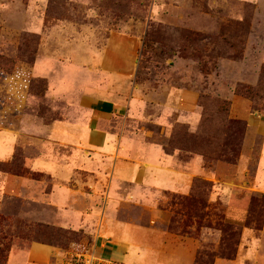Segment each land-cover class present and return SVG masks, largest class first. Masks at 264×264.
Here are the masks:
<instances>
[{"label":"rangeland","instance_id":"obj_1","mask_svg":"<svg viewBox=\"0 0 264 264\" xmlns=\"http://www.w3.org/2000/svg\"><path fill=\"white\" fill-rule=\"evenodd\" d=\"M62 78L69 92L72 83L97 81L133 92L132 110L105 126L120 135L125 160L157 151L186 174L188 188L120 182L105 223L95 213L62 227L0 187L3 264H70L88 252L128 264L137 255L121 224L152 228L140 236V264L168 263L177 242L185 264L200 252L214 254L212 264H264L254 261L264 253V207L260 229L245 224L252 198L264 194V0H0V131L69 117L64 99L50 95V81ZM31 152L15 144L0 174L49 184L23 164ZM196 179L211 183L206 205L192 203ZM223 222L241 227L232 259L218 253ZM34 244L51 252L36 261L27 256Z\"/></svg>","mask_w":264,"mask_h":264},{"label":"crops","instance_id":"obj_2","mask_svg":"<svg viewBox=\"0 0 264 264\" xmlns=\"http://www.w3.org/2000/svg\"><path fill=\"white\" fill-rule=\"evenodd\" d=\"M62 79L65 82L50 81V95L64 99L69 105V117L20 131H0V160L10 159L15 144L25 143L33 152L24 157L23 164L30 171L48 175L50 183L1 173L2 191L7 189L32 201L40 208L34 212L38 219H55L62 227H78L94 218L95 213H100L96 215L100 224L106 222L104 212L114 209L119 202L115 195L120 182L140 181L155 188L187 190L186 174L170 169L167 156L158 158L161 154L156 151L148 153L145 161L129 156V160H125L126 148L122 146L120 135L105 126L103 120L107 117L118 118L119 113L132 110L135 105L133 92L123 95L119 88L99 81L72 83L73 91L69 92L65 88L67 80ZM102 93L108 96H100ZM153 158L156 161H148ZM121 225L125 226L128 245L137 255L125 260L128 264H140L146 258V248L138 252L141 250L140 236L151 234L152 228ZM114 249L119 250L118 246ZM182 251L183 244L177 242L174 256L165 264H185ZM48 252H51L48 246L34 244L27 256L39 261ZM258 254L254 261L264 262V253Z\"/></svg>","mask_w":264,"mask_h":264},{"label":"trees","instance_id":"obj_3","mask_svg":"<svg viewBox=\"0 0 264 264\" xmlns=\"http://www.w3.org/2000/svg\"><path fill=\"white\" fill-rule=\"evenodd\" d=\"M211 189V183L204 179H196L193 185L194 197H191L192 203L195 204V200L199 199L203 205H206V202L203 199L202 193L207 192ZM196 198V199H195ZM257 197L252 198L251 205L249 208L248 216L246 217L245 224L247 226H252L256 229H260L262 227L263 219H262V209L264 207V194H260V198L257 201ZM169 229L172 231H178L176 227L173 225V221L169 223ZM219 229L221 231V243L219 248V255L221 257L232 259L236 254V247L239 244V237L241 233V227L238 225L230 224L223 222L219 225ZM179 232V231H178ZM0 251V264H3L1 258H4V249L1 248ZM203 252L199 253L196 257V264H212L214 258V254L207 255L208 258L203 259Z\"/></svg>","mask_w":264,"mask_h":264},{"label":"built area","instance_id":"obj_4","mask_svg":"<svg viewBox=\"0 0 264 264\" xmlns=\"http://www.w3.org/2000/svg\"><path fill=\"white\" fill-rule=\"evenodd\" d=\"M109 263L106 259H101L100 257L94 255L93 252H88L86 254H76L72 256L70 264H105Z\"/></svg>","mask_w":264,"mask_h":264}]
</instances>
